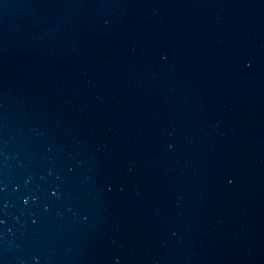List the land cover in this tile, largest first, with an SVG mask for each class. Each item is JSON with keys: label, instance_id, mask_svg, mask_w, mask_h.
Instances as JSON below:
<instances>
[{"label": "water", "instance_id": "1", "mask_svg": "<svg viewBox=\"0 0 264 264\" xmlns=\"http://www.w3.org/2000/svg\"><path fill=\"white\" fill-rule=\"evenodd\" d=\"M0 264H264V0H0Z\"/></svg>", "mask_w": 264, "mask_h": 264}]
</instances>
